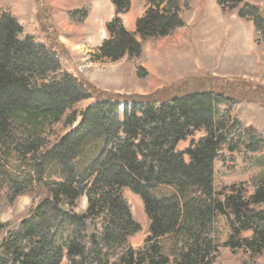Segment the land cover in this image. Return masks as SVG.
Masks as SVG:
<instances>
[{
  "label": "trees",
  "instance_id": "1",
  "mask_svg": "<svg viewBox=\"0 0 264 264\" xmlns=\"http://www.w3.org/2000/svg\"><path fill=\"white\" fill-rule=\"evenodd\" d=\"M132 1L146 8L129 30L121 15ZM189 1L110 0L114 14L93 62L139 58L146 40L185 24ZM215 1L252 22L259 44L263 6ZM88 11H73L71 19ZM90 96L94 101L81 109ZM228 100L172 87L104 93L72 76L51 44L24 34L14 15L1 12L0 214L20 196L31 203L19 222L0 220V264H223L224 248L248 261L260 257L264 180L250 194L242 184L213 185L218 161L264 150V130L244 125L229 108L217 115L216 106ZM125 190L140 197L148 220L138 247L129 242L140 225ZM217 215L228 226L223 244L213 235Z\"/></svg>",
  "mask_w": 264,
  "mask_h": 264
},
{
  "label": "rangeland",
  "instance_id": "2",
  "mask_svg": "<svg viewBox=\"0 0 264 264\" xmlns=\"http://www.w3.org/2000/svg\"><path fill=\"white\" fill-rule=\"evenodd\" d=\"M244 1L264 7V0ZM185 7V24L167 37L146 40L139 58L93 62L92 54L106 36L105 23L114 14L110 0H0V13L10 12L23 26L24 34L51 44L62 67L94 89L113 95H147L164 87L177 92L212 90L230 99L216 106L217 115L229 108L244 125L264 130V27L259 29L258 44L253 39L252 22L239 18L235 11L223 12L215 0H190ZM145 8L144 2L132 1L130 10L121 15L127 29H134ZM81 10H89L86 18L71 19V12ZM93 101L90 96L79 107L83 109ZM189 142L178 147L184 149ZM263 180L264 150L235 153L224 162L218 161L213 185L218 190L232 183L242 184L250 194ZM156 192L167 190L158 188ZM124 195L140 225L129 240L138 247L146 237L148 220L140 197L129 190ZM30 203L31 197H18L13 206L2 211L0 220L19 222ZM213 235L220 244L227 238L228 226L221 216L215 217ZM222 263L264 264V253L248 261L240 251L224 248Z\"/></svg>",
  "mask_w": 264,
  "mask_h": 264
}]
</instances>
